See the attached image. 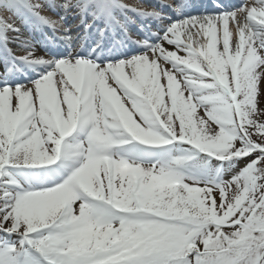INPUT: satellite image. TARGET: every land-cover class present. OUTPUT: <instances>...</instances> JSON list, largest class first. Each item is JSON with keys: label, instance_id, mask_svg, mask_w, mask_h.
<instances>
[{"label": "snow or ice", "instance_id": "snow-or-ice-1", "mask_svg": "<svg viewBox=\"0 0 264 264\" xmlns=\"http://www.w3.org/2000/svg\"><path fill=\"white\" fill-rule=\"evenodd\" d=\"M157 2L0 0V264H264V0Z\"/></svg>", "mask_w": 264, "mask_h": 264}, {"label": "rangeland", "instance_id": "rangeland-1", "mask_svg": "<svg viewBox=\"0 0 264 264\" xmlns=\"http://www.w3.org/2000/svg\"><path fill=\"white\" fill-rule=\"evenodd\" d=\"M131 1L132 0H129V2L131 3ZM248 1V3H251L252 2V0H247ZM50 13V12H49ZM50 14H52V13H50ZM52 15H54V14H52ZM8 16H11L10 14H8ZM18 51H20L21 49H17ZM197 112H198V114H201L200 113V111H199V109H197ZM228 178H230V176H226V179H228Z\"/></svg>", "mask_w": 264, "mask_h": 264}]
</instances>
